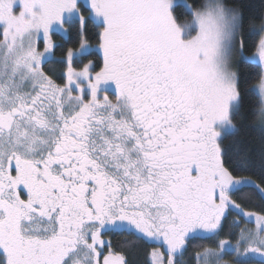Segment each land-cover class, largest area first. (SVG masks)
I'll use <instances>...</instances> for the list:
<instances>
[{"label":"snow or ice","instance_id":"snow-or-ice-1","mask_svg":"<svg viewBox=\"0 0 264 264\" xmlns=\"http://www.w3.org/2000/svg\"><path fill=\"white\" fill-rule=\"evenodd\" d=\"M0 264H264V0H0Z\"/></svg>","mask_w":264,"mask_h":264}]
</instances>
